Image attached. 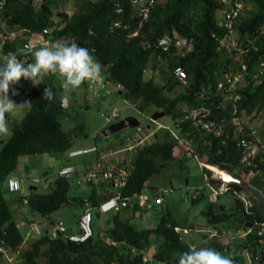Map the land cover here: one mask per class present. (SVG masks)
<instances>
[{
    "label": "trees",
    "instance_id": "obj_1",
    "mask_svg": "<svg viewBox=\"0 0 264 264\" xmlns=\"http://www.w3.org/2000/svg\"><path fill=\"white\" fill-rule=\"evenodd\" d=\"M34 1L36 0H7L0 8L3 22L12 28H21L36 36L43 28L51 25L53 11L50 8V0H39L37 8ZM117 2L124 8L125 13L122 15L114 11ZM242 3L244 8L235 20V29L238 42L249 48L246 61L251 71L264 56V0H242ZM218 10L216 0H166L152 8L141 34L130 37L129 33L134 27L135 20L131 16L129 0H80L77 2L76 11L71 15L65 12L56 14L61 19L60 23L44 38L50 43L70 41L74 38L78 46L94 50L91 54L102 65L101 72L106 79L122 84V95L131 98L139 111L152 113L161 109L171 118H175L183 110L180 108L182 103L190 105L189 107L201 102L208 105L216 104L221 99L216 91L217 81L222 74L229 69L234 70L238 65V59L233 52L217 50V41L213 35H221L223 32L215 20ZM116 19L123 23L129 22L131 29L116 28L112 31L110 26ZM164 32H176L192 38L193 49L188 53L172 50L167 62H159L154 55L158 50L144 48L142 40L145 37L154 43ZM21 47L18 40L6 41L3 44V52L6 54L15 52L18 56L21 54ZM175 65H180L186 72L187 85H179L171 76V70ZM147 66L153 71L163 70L167 73L165 82L157 85L152 79H145L144 69ZM175 86H181L183 91L169 97L167 94L173 91ZM45 87H51L55 93L52 102L42 98ZM238 91L241 94L240 112L250 114L259 110L264 116V77L258 80L246 77ZM25 95L30 99V107L23 118L15 123L11 135L3 137L4 142L0 143V246L9 254L11 252L21 254L22 264H39L38 257L41 254L47 256L45 264H146L142 261L141 253L135 255L131 253V247L138 251L144 250L150 235L155 234L161 237L162 241L153 254L154 258L157 261L178 264L180 254L189 251L190 247L174 230L177 225L168 215L162 216L154 228L139 230L124 218L123 213L128 209L135 210L139 206L135 203V196L157 172L158 163L174 159V151L178 144L168 132L156 134L151 143L142 145L134 154L133 168L126 186L121 189L122 196L132 199L129 207H124L111 215L107 214L112 220V226L108 228L106 235L94 234L84 243L67 242L63 237L51 239L43 236L32 240L29 247L21 251L23 235L12 219L10 207L3 196V192L8 189L7 180L22 155L69 150L71 141L63 127L62 117L72 116L69 108H61L62 96L58 87L50 80L44 79L43 83L33 87ZM213 117L217 120H228V105L214 110ZM183 129L189 131L188 138L191 141H199L202 151L206 153L208 164L230 172L239 170L249 173L252 168L254 170L252 166L244 167L240 164L242 153L235 147L229 130L226 132L224 144L221 138L200 134L189 128L188 123H184ZM256 163L257 168L264 171V162L256 160ZM250 180L261 190L264 188L259 175L252 176ZM99 183H89L91 189L87 195L95 208L115 194L111 184ZM70 185L78 187L71 180L56 177L52 182L51 192L33 191L27 198L26 206L30 211L49 218L52 212L71 199H79L70 196ZM232 186L238 188L236 184ZM153 206L157 205L153 204L150 208ZM217 207L216 211L215 204L210 203L202 211L210 223H224L235 214H240L241 225L245 230L248 229L246 224L252 223L250 232L244 237L241 246L253 249L261 246L263 237L256 235L253 222L256 219L264 220V217L256 207H250V212H246L243 203L236 196L232 212L226 211L223 205ZM96 211L100 213L99 210ZM105 237L123 245L120 247L108 245L104 242ZM208 248L221 253L229 248V245L214 241ZM0 257L8 262L13 260H8L2 251Z\"/></svg>",
    "mask_w": 264,
    "mask_h": 264
},
{
    "label": "rangeland",
    "instance_id": "obj_2",
    "mask_svg": "<svg viewBox=\"0 0 264 264\" xmlns=\"http://www.w3.org/2000/svg\"><path fill=\"white\" fill-rule=\"evenodd\" d=\"M77 2L80 0H50V8L53 11V18H60L56 14L65 12L71 15L77 9ZM36 8L39 5V0L34 1ZM248 9V8H247ZM221 11L218 10L215 14V20L221 21ZM38 36V35H36ZM40 47H34L37 50ZM21 49H23L21 47ZM5 54L0 50V63L4 62ZM33 62L34 63V56ZM22 61V59H20ZM24 62V61H22ZM226 73V72H225ZM223 75V74H222ZM221 75V76H222ZM145 79H152L153 83L161 85L167 79V73L159 70L158 75H154L151 71L145 73ZM45 79L52 81L59 89V94L63 97L64 92L61 87V82L52 75L47 76ZM110 84L111 81L109 80ZM18 87L21 90H30L33 88L29 81L23 78L18 82ZM183 91L181 86H175L173 91L167 95L172 97ZM10 98L17 104L27 100L30 102L28 95H11ZM69 111L71 117H62L63 127L67 131L71 146L67 151H50L39 154H26L18 158L15 169L10 174L11 177L20 182V190L9 191L6 189L3 196L10 207L12 219L17 224L19 231L25 235L29 229V225L33 222L38 223L42 230L48 229V219L42 217L37 212H32L29 208L22 204L24 199L35 191L38 193H49L52 190V182L57 177L59 169L64 165H74L78 169H84L90 163L99 161L101 158L107 161L110 157L107 156L110 152H116L118 148L124 145H135L143 140L144 143H151V137L147 138L149 129L146 128L152 123L145 115L136 111V104L131 98L117 93V90L111 91L107 94H100L98 96L92 95L88 92L87 82L82 84L80 88L68 94ZM224 101V100H223ZM190 105L186 103L180 104L181 109L188 108ZM116 107L119 109V117L114 119L113 122L120 121L129 116L135 117L139 121V126L126 127L118 132L109 136L102 134L103 129L107 126L105 123V116H109L112 109ZM29 107L18 108L15 113H6V121L10 131L16 122H18L23 114ZM156 111H162L157 109ZM144 114H152L145 111ZM243 120L249 124H253L258 128L259 134L264 137V116L262 111H254L250 114L243 113ZM162 124H172V118L169 114H165L157 120ZM164 131L161 130L160 133ZM7 137V136H6ZM187 143H186V142ZM185 144L189 149L177 148V154L174 159L166 162L158 163L159 168L148 180V184L156 187L160 195L163 197L161 205L153 206L152 208H145L138 206L135 210L128 209L123 211L124 218H126L135 229L154 228L164 215L176 223L181 229H187V233L179 232L182 235V241L194 245L197 249L208 248L214 241H220L228 244L229 249L222 251V256L232 258L240 255L241 243L244 240L245 229L241 225L240 214H235L232 218L224 223H210L202 211L208 204L212 203L209 200L210 187L205 179L206 170L201 166V162H206V153H204L199 145V141L193 142L186 137ZM96 146L98 152H91L84 155H77L68 157L69 152L81 148H88ZM179 149V150H178ZM176 150V149H175ZM120 153V152H119ZM115 154L118 161H123V153ZM131 153V152H129ZM128 155L127 152L125 156ZM207 166L211 168L207 164ZM213 167V166H212ZM215 167V166H214ZM216 170L218 168L215 167ZM214 170V171H216ZM242 172V171H241ZM245 178L250 180L252 177L249 174L242 172ZM37 178L39 183L34 184L32 180ZM35 187L36 189H31ZM91 186L85 184L79 189L74 185H70V196L77 197L78 195H88ZM264 191V188H262ZM144 192L148 193V190ZM198 192V193H196ZM235 196L231 192H225L219 195L215 204L217 206L223 205L224 209L232 212L234 208ZM81 207V208H80ZM255 207L260 211L264 217V204L260 200H255ZM138 209V210H137ZM83 208L78 200H70V202L62 205L58 210L52 212L51 219L62 221L66 226H70L74 232H78L77 219L80 216ZM92 229L94 234L106 235L108 228L112 226V220L109 215L92 211ZM123 215V214H122ZM209 231H216L217 235L214 237L209 236ZM162 238L152 234L149 237L147 247L144 249V254L149 259V264H173L172 262L157 261L153 254L161 244ZM28 242L22 244L21 251L28 248ZM45 249V248H44ZM43 249V250H44ZM21 254L16 255L11 262L5 258L0 257V264H22L23 258ZM10 256V255H9ZM18 257V258H17ZM47 256L41 254L38 257L39 264L46 263Z\"/></svg>",
    "mask_w": 264,
    "mask_h": 264
},
{
    "label": "built area",
    "instance_id": "obj_3",
    "mask_svg": "<svg viewBox=\"0 0 264 264\" xmlns=\"http://www.w3.org/2000/svg\"><path fill=\"white\" fill-rule=\"evenodd\" d=\"M7 0H0V8H2ZM166 0H129V4L132 9V17L134 18V27L129 33L130 37H136L141 34V30L144 24L149 20L152 8L157 4H163ZM221 11V21L218 25L222 28L221 35L215 34L213 38L217 41V50H226L233 52L238 59V65L234 70L229 69L224 75L217 81L216 91L221 95V99L213 105L207 103H199L197 105L185 108L174 119L173 125H163L158 123L152 128L149 135H153L158 129L163 128L168 130L175 139L181 142L180 135L185 133L189 134L188 130H184V123L189 124V128L197 131L200 134H208L212 137L222 139V143H226V127L230 128L231 138L233 139L235 147L241 151L242 157L240 164L244 167H254L250 170V175H259L261 184L264 185V171L257 168L256 160L264 162V137L259 134L258 128L253 124H249L243 120V113L239 110V101L241 94L238 89L243 84L246 77L250 79L258 80L264 77V56L253 66L250 71L248 63L246 61V54L249 52L247 46H243L238 42L237 33L235 29V20L242 12L244 6L242 0H216ZM115 13L122 15L125 13L122 4L117 2L115 4ZM60 18H53L51 25L42 29L39 33L41 37L51 33L60 23ZM131 24L129 22L123 23L121 20L116 19L112 22L110 29L113 31L116 28L130 30ZM6 38H0V45L5 42ZM31 40V37L29 38ZM41 45L46 46L50 44L48 39H42ZM27 53L32 52V44L30 41L23 43ZM142 45L144 48H155L158 51L155 52L156 60L159 62H167L168 55L174 51L182 53H188L193 49V39L180 35L176 32H164L159 35L155 42L143 37ZM256 49V48H255ZM149 70H145L147 72ZM158 71H154V74L158 75ZM103 77V87H95L87 83L88 89L93 95L107 94L111 91L120 90L122 85L118 82H109L105 75L101 73ZM171 76L178 82L179 85L185 86L188 82V77L184 69L180 65L173 66L171 70ZM224 100V101H223ZM62 104V100H61ZM228 105V120H217L213 117L214 110H219ZM62 106H64L62 104ZM119 111L114 107L109 116L105 117L107 123L117 118ZM264 130V129H263ZM133 148L130 146L129 149ZM94 149V148H92ZM87 150H78L76 153H84ZM132 165L130 160L127 163L114 162H97L89 165L85 171L82 172L81 178H74V183L77 185L86 183H99L101 180L111 184L115 189V194L101 202L97 210L104 213L116 212L129 205L131 197H124L121 194V189L126 186L127 178L131 172ZM212 175H205V179L210 187L209 200L213 203L218 200L220 194L231 191L244 205L245 211L250 212V207H255V200H260L264 204L263 191L255 186L251 180L245 178L241 171L235 170L233 172H227L234 177L232 181H225L222 176L221 170L212 171ZM77 173L76 169L72 166H67L61 169L60 175L70 177L71 174ZM226 173V172H225ZM247 173V174H249ZM220 181L219 184L210 183V180ZM230 183L236 184L238 188H235ZM8 187L10 190L15 191L19 189V182L15 179L8 180ZM136 203L139 206L150 208L153 204L159 205L163 203V197L156 191V189H150L148 193L141 191L136 196ZM132 203V202H131ZM85 207L79 219V234H64L65 227L61 224L56 225L52 231V237L64 234L69 240L83 242L86 241L92 235V213L91 209H94L90 201L86 198L83 199ZM253 224L256 227V234L264 239V220H254ZM31 230L36 234H39V228L36 224L31 226ZM212 233L211 235H213ZM264 241V240H263ZM108 244L112 243L110 240H106ZM0 250L5 251L0 247ZM264 252V245H263ZM146 260V259H144ZM233 264H264V257L261 252L252 251L246 249L243 253V260L236 261Z\"/></svg>",
    "mask_w": 264,
    "mask_h": 264
},
{
    "label": "clouds",
    "instance_id": "obj_4",
    "mask_svg": "<svg viewBox=\"0 0 264 264\" xmlns=\"http://www.w3.org/2000/svg\"><path fill=\"white\" fill-rule=\"evenodd\" d=\"M28 33H30V32H28ZM39 33L40 32L37 33L38 36H35L36 39L38 37H41ZM18 36H21V35H18ZM19 38H20L22 48H23L24 47L23 43L27 42V40L30 37H26V38L24 37L23 38V35H22V37H19ZM42 39H47V38L43 37ZM42 39H40V40H42ZM40 40H38V41H40ZM6 41H11V40L5 39V42ZM5 42H3V44ZM30 43L32 44V42H30ZM3 44L1 46L2 50H3ZM33 44H32V46H33L32 52H30V53L32 54V56H34V63L22 62L20 59H18L17 54L15 52H8L4 58V62L0 63V140L1 139L4 140L3 137L11 135V131H10L8 124H7V121H6V113L13 114V113H15V111L18 108L30 107V105H31V103L27 100L17 104L10 98V95H9L10 93H11V95L17 96V95H25V94H27V91H29V90L19 89L18 82L22 78L26 81H29L32 84V86L35 87V86H38L41 83H43L44 79L47 76H49V75L55 76L61 82V87H62L63 92H64V96L60 98V106L63 109L69 108V104H68L69 95L68 94L71 92H74L76 89L80 88V86L82 84H84L85 82H87V83H89L95 87H103V77L101 75L102 65L91 54V52L94 50L90 51L88 48L78 46L74 38L71 39L70 41H63V42L62 41H56V42L50 43L49 45H46V46L41 45V43L37 42V41ZM37 46L40 48H38L37 50H34V47H37ZM25 51H26V49H25ZM146 69L151 71L154 74V71L149 66H147L144 69V76L146 73L145 72ZM154 75H157V74H154ZM108 80H110V79H108ZM110 81L111 82H117L114 80H110ZM87 89H88V86H87ZM122 90H123V86L120 90L117 91V93L122 95ZM88 92L93 95V93L89 89H88ZM54 97H55V93L53 92L52 88L51 87H45L43 94H42V98L45 101L52 102L54 100ZM61 100H62V104L64 106H62ZM118 111H119V109H118ZM136 111L142 115H145L146 118H148L152 123H154L153 128L159 123V122H157L158 119L157 120L151 119L152 114L146 115L143 112L139 111L138 109H136ZM154 112L155 111H153L152 113H154ZM24 115L25 114H23V116ZM118 117H119V115H118ZM174 119L172 118V124L171 125H168V124H163V125H168L171 127L173 125ZM113 120L109 123H107L105 121L107 126L103 129V131H106L108 126H110L111 124L119 122V121L113 122ZM121 120H123V119H120V121ZM139 124H138V126H139ZM160 124H162V123H160ZM146 128L150 130L148 135H147V138L151 137L153 139V137H156V134L161 135L164 132H168L170 134V136L176 141L178 146H181L183 144L182 140L180 142L178 139H175L173 137V135L166 129L160 128L153 135H149L151 130H152L150 124L147 125ZM161 130H164V131H162L160 133ZM103 131H102V134L105 133ZM182 137H183V139H186V137H188V134L186 135L185 133H183L180 135V139H182ZM143 140H145V139H143ZM143 140L139 141L135 145H124L123 147H120L117 149L116 152H118V153L120 152L121 154L123 153V156H121L123 158V161H118L115 159V157H118L115 154H118V153L112 154V152H110L109 154H107V156L110 157L109 160H107V162L118 161L121 163H127L128 160H130V163H131L132 168H133L132 160L134 158V154L138 151L139 147L146 144V143H144V144L142 143ZM130 146H133V148L129 149ZM92 148H94V149H92ZM78 150H87V152L74 154V152H76ZM91 152H98V148L96 146H92V147H88V148H81V149L73 150V151L69 152L68 157H74L77 155H84V154H88ZM126 152L128 155L125 156ZM129 152H131V153H129ZM103 159L104 158H101L99 161H96L93 163L106 162ZM93 163H90L89 165H91ZM200 164L203 167V169L207 171V173H205V175H212L213 174L212 171H214V170L210 169L207 166V164H208L207 162L202 161ZM89 165H87L84 169H81V170L78 169L77 167H75L74 165H70V164L64 165L59 169L57 177H63L67 180H71V182L74 183V178H81L82 172L85 171ZM209 165H212V164H209ZM67 166L74 167L76 169L77 173L71 174L70 177L60 175L59 173H60L61 169L64 167H67ZM213 166L218 168V170L224 171L226 173L227 172L230 173V171H227L226 169H223L219 166H216V165H213ZM132 168H131V170H132ZM9 179H14V178L10 177V178H8V180ZM8 180H7V188L9 189ZM32 182L34 184H36V183H39L40 180L37 178H34L32 180ZM100 182L107 183L104 180H101ZM219 182L220 181H216L213 179L210 180V183H213V184H219ZM85 184H87V183L83 182L82 184L78 185V187H82ZM107 184H109V183H107ZM230 184L233 185V183H230ZM87 185H89V183ZM98 185H100V183ZM20 188H21V186H20V182H19V189L18 190H20ZM31 189H36V188L31 187ZM112 189L114 190V193H115V189L113 187H112ZM9 191L13 192L10 189H9ZM15 191H17V190H15ZM156 191L159 193V190L157 188H156ZM196 193H198V192H196ZM76 198H79L78 202L83 208L80 216L77 219L78 232H74L70 226H66L62 221L56 220V219L53 220L49 217V218H46L49 220V221H47L48 229H46V230H42L40 228V226L38 225V223H36V222H33L29 225V229H28L27 233L25 235H23L21 246H22V244H26L27 242L29 244L32 240L37 239V238H41L43 236H47L51 239H60L61 237H63L64 241L74 242V243H84L89 238H91L94 235L93 229H92V235L86 241H83V242H77V241L69 240L64 235V234L68 235V234H79L80 233V228H79L78 222H79V219H80L82 213L85 210V207L83 204V199L84 198L88 199V197H87V195H83V196L78 195ZM135 201H136V199H135ZM216 202H213V203H216ZM22 204L26 205L27 199H24L22 201ZM92 211H96V208L91 209V213H92ZM100 213L111 215L115 212L104 213V212L100 211ZM92 219H93V214H92ZM33 224H36L38 226L39 231H40L39 234H36L34 231L31 230V226ZM58 224H61L62 226L65 227V233L58 235L57 237H52L51 231ZM251 225H252V223H250V226H247V224H246L248 229L245 230V232L243 234L244 237L247 235V233L250 232ZM91 227H92V221H91ZM174 230L178 233L179 232H183V234L187 233V229H182V231H181L179 226H176L174 228ZM212 233H214V234L211 235ZM179 235H180V233H179ZM216 235H217L216 231H209V236L211 238L216 236ZM180 238L182 240L183 236L181 235ZM107 239L110 240L112 243L108 244L106 242ZM263 240L264 239H262L261 246L260 245L257 246L256 249H253L251 247L241 246L240 247V255L232 257L231 259L228 257L222 256L220 254V252L216 251L213 248H199V249H197L194 245L186 243L190 247V250L180 254L178 264H233L236 261H242L243 260V253L246 249H250V250L256 251V252L257 251L261 252L262 257H264V252H263L264 241ZM104 242L108 245L116 246V247H120L121 245H123L122 243L115 242L108 237L104 238ZM0 247L3 248L2 246H0ZM229 248H227V249H229ZM0 251H2V250H0ZM2 252H4V256H6L8 258V260H12L16 255H18V252H13V253L11 252L10 254L8 252H6V250L2 251ZM131 253L134 255L137 253H141L143 255V257H142L143 263L149 264V259L144 254V250L138 251V250L131 247ZM144 259H146V260H144Z\"/></svg>",
    "mask_w": 264,
    "mask_h": 264
},
{
    "label": "crops",
    "instance_id": "obj_5",
    "mask_svg": "<svg viewBox=\"0 0 264 264\" xmlns=\"http://www.w3.org/2000/svg\"><path fill=\"white\" fill-rule=\"evenodd\" d=\"M1 12L2 11H0V38H6V39H10L11 41H20V38L19 37H22V35H23V38L25 37H31V40L30 39H28L27 41H30V42H32V44L33 43H35L36 41L37 42H40L41 40L40 39H42L43 37H38L37 39H36V37L34 36H32V34L31 33H28V31H26V30H24V29H21V28H12V27H10V26H8L5 22H3V20H2V14H1ZM18 35H21V36H18ZM17 37V38H16ZM38 40H40V41H38ZM20 43H21V41H20ZM34 45V44H33ZM1 46L2 45H0V50H1V52H3V50H2V48H1ZM21 46H22V44H21ZM5 55H6V53L5 52H3ZM18 59H22V61H24V62H28V63H31V62H33V57H32V54L31 53H26V51H25V49H24V47H23V49H21V54H19L18 56ZM224 75V74H223ZM222 75V76H223ZM221 76V77H222ZM220 77V78H221ZM219 78V79H220ZM218 93V92H217ZM219 94V93H218ZM220 95V94H219ZM220 97H221V95H220ZM199 104V103H198ZM197 105V104H196ZM194 106V105H193ZM225 106H227V104L225 105ZM7 116V115H6ZM225 120V119H224ZM230 131V128L229 127H226V132L227 131ZM231 132V131H230ZM183 142H184V139H183V137H182V139H181ZM152 142V141H151ZM186 142V141H185ZM187 143V142H186ZM177 148H183V149H189V147H188V145L187 144H185V143H183L181 146H178ZM179 150V149H178ZM177 152V149L174 151V158L176 157V156H178L179 154H177L176 153ZM80 188L81 187H78L77 189H79V191H80ZM156 189V187H154V186H151V185H149V184H147L144 188H143V191H145V190H148V191H150V189ZM231 192V191H230ZM232 193V192H231ZM233 194V193H232ZM234 195V194H233Z\"/></svg>",
    "mask_w": 264,
    "mask_h": 264
},
{
    "label": "water",
    "instance_id": "obj_6",
    "mask_svg": "<svg viewBox=\"0 0 264 264\" xmlns=\"http://www.w3.org/2000/svg\"><path fill=\"white\" fill-rule=\"evenodd\" d=\"M165 113L163 111H155L154 113H152L151 115V119L152 120H157L159 118H161L162 116H164ZM139 124V121L133 117V116H129L121 121H119L118 123H113L111 124L110 126H108L107 128V132L106 131H103L105 133H103L105 136H109L115 132H118L119 130L123 129V128H126V127H135V126H138ZM4 140H0V143H3ZM2 187V190L3 189V186ZM247 226H250V223H247Z\"/></svg>",
    "mask_w": 264,
    "mask_h": 264
},
{
    "label": "bare ground",
    "instance_id": "obj_7",
    "mask_svg": "<svg viewBox=\"0 0 264 264\" xmlns=\"http://www.w3.org/2000/svg\"><path fill=\"white\" fill-rule=\"evenodd\" d=\"M31 98V97H30ZM174 119V118H173ZM169 134V133H168ZM172 140V139H171ZM213 166V165H212ZM210 166L211 168H214V170H216L215 169V167L213 166ZM216 171H218V170H216ZM222 174V176H223V179L225 180V181H232L233 179H234V177L233 176H231L230 174H227V173H225V172H222L221 173ZM89 199V198H88ZM92 204V203H91ZM129 207V206H128ZM81 208V207H80ZM138 210V209H137ZM18 258V257H17Z\"/></svg>",
    "mask_w": 264,
    "mask_h": 264
}]
</instances>
